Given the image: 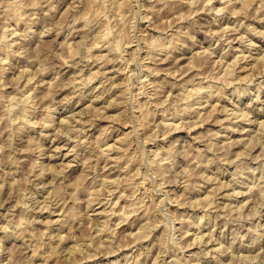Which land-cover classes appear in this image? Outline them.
I'll use <instances>...</instances> for the list:
<instances>
[{
  "label": "rangeland",
  "instance_id": "obj_1",
  "mask_svg": "<svg viewBox=\"0 0 264 264\" xmlns=\"http://www.w3.org/2000/svg\"><path fill=\"white\" fill-rule=\"evenodd\" d=\"M261 1L0 0V264H264Z\"/></svg>",
  "mask_w": 264,
  "mask_h": 264
},
{
  "label": "bare ground",
  "instance_id": "obj_2",
  "mask_svg": "<svg viewBox=\"0 0 264 264\" xmlns=\"http://www.w3.org/2000/svg\"><path fill=\"white\" fill-rule=\"evenodd\" d=\"M210 1L212 2V0H209V2H210ZM117 2H118V1H117ZM120 2H121V1H120ZM120 2H119V3H120ZM191 2H192V1H191ZM222 2H223V1H222ZM225 2H226V1H225ZM227 2H228V1H227ZM227 2H226V3H227ZM230 2H231V1H230ZM262 2H264V0L261 1V2H259V3H262ZM119 3H118V5H119ZM122 3H123V2H122ZM228 3H229V2H228ZM190 4H191V3H190ZM194 4H195V3H194ZM123 5H124V4H123ZM123 5H122V6H123ZM192 5H193V4H192ZM262 5H263V4H262ZM262 5L259 4L258 7L261 8ZM116 7H117V5H116ZM258 7H256L257 11H258V9H259ZM263 7H264V6H263ZM263 7H262V8H263ZM262 8H261V9H262ZM223 9H224V8H223ZM234 9H235V8H234ZM234 9H233V10H234ZM239 9H241V8H239ZM239 9H237V12L239 11ZM263 9H264V8H263ZM263 9H262V10H263ZM8 10H9V9H8ZM8 10H7V11H8ZM235 11H236V10H235ZM259 11H260V10H259ZM195 12H196V11H195ZM255 12H256V11H255ZM260 12H261V11H260ZM119 13L121 14V12H119ZM120 14H119V15H120ZM261 14H262V13H261ZM205 23H206V22H205ZM211 23H212V22H211ZM216 23H217V22H216ZM254 27H255V26H254ZM210 28H211V27H210ZM223 28H224V27H223ZM235 28H236V27H235ZM235 28H232V29H235ZM211 29H212V28H211ZM211 29H210V30H211ZM227 29H228V28H227ZM230 30H231V29H230ZM230 30H229V31H230ZM235 30H236V29H235ZM221 31H223V30H221ZM225 31H226V30H225ZM216 32H217V31H216ZM236 32H237V31H236ZM4 34H5V33H4ZM173 34H174V33H173ZM178 34H179V33H178ZM181 34H182V33L180 32V35H181ZM211 34H212V33H211ZM213 34H214V33H213ZM223 34H224V33H223ZM242 34H243V33H242ZM176 35H177V33H176ZM176 35H173V36H176ZM224 35H225V34H224ZM178 36H179V35H178ZM237 36H238V35H237ZM242 36H243V35H242ZM244 36H245V34H244ZM244 36H243V37H244ZM3 37H4V36H3ZM239 37H241V36H239ZM173 38H174V37H173ZM173 38H172V39H173ZM218 38H219V37H218ZM220 38H222V37L220 36ZM235 38H237V37H235ZM241 38H242V37H241ZM231 39H232V38H231ZM242 39H243V38H242ZM103 40H104V39H103ZM232 40H233V39H232ZM240 40H241V39H240ZM129 41H130V40H129ZM168 41H169V40H168ZM98 42H99V41H98ZM130 42H131V41H130ZM174 42H175V41H174ZM174 42H172V45H174V44L176 45V43H177L178 41H177L176 43H174ZM240 42H241V41H240ZM109 43H110V42H109ZM160 44H161V43H160ZM160 44H159V45H160ZM239 44H241V43H239ZM251 44H253V43H251ZM108 45H109V44H108ZM118 45H119V44H118ZM175 45H174V46H175ZM177 45H178V44H177ZM160 46H161V47H160L159 50H162V51H164V50H168L169 48H171V42L168 43V44L163 43V44L160 45ZM95 47H96V48L98 47V43L95 45ZM192 47H193V46H192ZM236 47H237V46H236ZM178 48H179V47H178ZM210 48H211V47H210ZM238 48H239V47H238ZM113 49H114V48H113ZM119 49H120V47H119ZM119 49H118V46H117V51H118ZM172 49H173V48H172ZM208 49H209V48H208ZM234 49H236V48H234ZM245 49H246V47H245ZM247 49H248V48H247ZM115 50H116V48H115ZM174 50H175V49H174ZM238 50H239V49H238ZM111 51H112V50H111ZM113 51H114V50H113ZM169 51H170V50H169ZM202 51H203V50H202ZM208 51H209V50H208ZM211 51H212V49H211ZM248 51H250V50H248ZM173 52H174V51H173ZM186 52H187V51H186ZM233 52H234V51H233ZM241 52H242V51H241ZM108 53H109V52H108ZM201 53H202V52H201ZM206 53H207V52H206ZM193 54H194V53H193ZM209 54H212V53L209 52ZM209 54H208V55H209ZM244 54H245V53H244ZM263 54H264V53H263ZM263 54L261 55V57H262V59L264 60ZM168 55H169V54H168ZM196 55H197V54H196ZM204 55H205V53H204ZM234 55H235V54H234ZM242 55H243V54H242ZM250 55H251V54H250ZM97 56H98V55H97ZM107 56H108V55H107ZM190 56H192V55H190ZM194 56H195V55H194ZM209 56H210V55H209ZM238 56L241 57V55H239V54H238ZM245 56H246V55H245ZM247 56H248V55H247ZM167 57H168V56H167ZM181 57H183V56H181ZM196 57H197V56H196ZM196 57H192V58H193L192 60L196 59ZM257 57H258V56H257ZM98 58H99V57H98ZM184 58H185V57H184ZM199 58H200V57H199ZM235 58H236V57H235ZM235 58H234V59H235ZM243 58H244V56H243ZM101 59H103V57H102ZM108 59H110V58H108ZM166 59H167V58H166ZM179 59H180V58H179ZM179 59L177 58V61H178ZM188 59H190V58H188ZM201 59H202V58H201ZM220 59H221V58H220ZM238 59H239V57H238ZM97 60H98V59H97ZM99 60H100V59H99ZM99 60H98V61H99ZM196 60H197V59H196ZM198 60H199V59H198ZM241 60H242V59H241ZM64 61H66V59H65ZM105 61H106V60H105ZM112 61H113V60H112ZM115 61H116V60H115ZM194 61H195V60H194ZM220 61H221V60H220ZM222 61H224V60H222ZM233 61H234V60H232V62H233ZM235 61H236V60H235ZM235 61H234V62H235ZM242 61H243V60H242ZM116 62H117V61H116ZM234 62H233V63H234ZM238 62H239V61H238ZM73 63H74V61H73ZM108 63H110V61H109ZM229 63H230V62H229ZM235 63H237V62H235ZM235 63H234V64H235ZM257 63H258V62H257ZM257 63H256V64H257ZM260 63H261V62H260ZM260 63H259V64H260ZM193 64H194V63H193ZM222 64H223V63H222ZM63 65H64V64H63ZM74 65H75V64H74ZM235 65L237 66L238 64H235ZM235 65H234L233 67H235ZM257 66H258V65H257ZM259 66H260V65H259ZM41 67H42V66H41ZM46 67H47V66H46ZM73 67H74V66H73ZM227 67H229V65L225 66V68H227ZM42 68H44V67H42ZM150 68H151V67H150ZM229 68H230V67H229ZM235 68H236V67H235ZM259 68H260V67H259ZM46 69H47V68H46ZM115 69H116V68H115ZM4 70H5V69H4ZM41 70H45V68H44V69H41ZM82 70H83V69H82ZM110 70H111V69H110ZM156 70H157V69H156ZM225 70H226V69H225ZM230 70H234V69H229V70H227V71L225 72V74L227 73V74H226L227 77H228V75L230 74ZM262 70H263V69H262ZM176 71H177V70H175L174 72H176ZM228 71H229V72H228ZM260 71H261V70H260ZM260 71H259V72H260ZM43 72H44V71H43ZM104 72H105V71H104ZM106 72H107V71H106ZM177 72H178V71H177ZM231 72H232V71H231ZM80 73H81V72H80ZM80 73H79V74H80ZM170 73H171V72H170ZM223 73H224V72H223ZM260 73H261V72H260ZM260 73H259V74H260ZM262 73H263V72H262ZM199 74H200V73H199ZM199 74H198V75H199ZM225 74H224V75H225ZM232 74H233V72H232ZM76 75H77V74H76ZM167 75H168V74H167ZM173 75H174V74H173ZM222 75H223V74H222ZM104 76H105V75H104ZM231 76H232V75H231ZM66 77H67V76H66ZM70 77H71V75H70ZM91 77H92V76H91ZM91 77H90V79H91ZM106 77H107V75H106ZM73 78H74V77H73ZM94 78H95V76H94ZM222 78H224V77H222ZM30 79H31V78H30ZM32 79H33V78H32ZM55 79L57 80V78H55ZM83 79H84V78H83ZM218 79H220V78H218ZM225 79H226V78H225ZM228 79H229V78H228ZM69 81H70V80H69ZM73 81H74V79H73ZM87 81H88V80H87ZM87 81H86V82H87ZM202 81H203V80H202ZM224 81H225V80H224ZM99 82H100V81H99ZM156 82H157V81H156ZM156 82H155V83H156ZM26 83H27V82H26ZM29 83H30V82H29ZM36 83H37V82H36ZM64 83H65V82H64ZM225 83H226V82H225ZM111 84H112V83H111ZM153 84H154V83H153ZM222 84H223V83H222ZM67 85H68V84H67ZM196 85H197L196 88L194 87V89H193L194 91L190 88L191 91H192V93H195V95H196V100H194V102H193L192 104H186L187 106H186L185 108L182 107V108L180 109V111H181L180 114H182V116L185 114V112L188 113V114H190V113L193 111V109H194V108H193V105H194V104H199V105L202 104V103H200L199 101L201 100L202 94H204V90H205L204 87H205V86L203 85V86H204V87H203L202 84H201L200 82L197 83ZM210 85H212V84H209L208 87H211ZM213 85H214V84H213ZM216 85H217V84H216ZM25 86H26V85H25ZM69 86H70V85H69ZM61 87H62V85H61ZM213 87H214V86H213ZM217 87H218V86H217ZM34 88H35V87H34ZM73 88H74V87H73ZM184 88H185V87H184ZM184 90H186V89H184ZM207 90H208V89H207ZM217 90H218V89H217ZM205 91H206V90H205ZM76 92H77V91H76ZM156 92H157V91H156ZM156 92H155L154 94H156ZM188 92H189V91H188ZM31 93H32V92H31ZM170 93H171V92H170ZM186 94H187V93H186ZM29 95H30V94H29ZM31 95H32V94H31ZM188 95H189V94H188ZM32 96H33V95H32ZM100 98H101V97H100ZM209 98H210V97H209ZM22 99H23V101L26 100V98H25V99L22 98ZM22 99H21L20 101H22ZM35 99H36V97H35ZM98 99H99V98H98ZM103 99H104V98H103ZM28 100H30V99H28ZM28 100H27V102L25 101L26 104H28ZM94 100H95V99H94ZM202 100H203V99H202ZM31 101H32V100H31ZM67 101H68V100H67ZM92 101H93V100H92ZM111 101H112V100H111ZM25 102H24V103H25ZM22 103H23V102H22ZM187 103H188V102H187ZM26 104H25V105H26ZM29 105H30V103H29ZM28 107H29V106H28ZM23 108H24V106H23ZM24 109H25V108H24ZM26 109H27V107H26ZM26 109H25V110H26ZM240 109H241V108H240ZM234 111H235V110H234ZM196 113H197V111H196ZM199 113H200V112H199ZM235 113H237V112H235ZM238 113H239V112H238ZM245 113H246V112H245ZM200 114H202V113H200ZM233 114H234V113H233ZM26 115H27V114H26ZM186 115H187V114H186ZM198 115H199V114H198ZM242 115H243V113H242ZM245 115H246V114H245ZM249 115H250V114H249ZM21 116H22V115H21ZM21 116H20V117H21ZM246 116H247V115H246ZM20 117H19V118H20ZM25 117H26V116H25ZM50 117H52L51 114H50ZM186 117H187V116H186ZM199 117H200V116H199ZM199 117H197V118H199ZM238 117H239V116H238ZM21 118H23V116H22ZM181 118H182V117H181ZM244 118H245V117H244ZM65 119H66V118H63V119H62V123L65 121ZM77 119H78V118H77ZM49 120H52V119L49 118ZM182 120H183V119H182ZM241 120H242V119H241ZM67 121H68V120H67ZM69 121H70V120H69ZM79 121H80V120H79ZM81 121H82V120H81ZM87 121H88V120H87ZM186 121H187V120H186ZM187 122H188V121H187ZM250 122H251V121H250ZM64 123H65V122H64ZM67 123H69V122H66V124H67ZM70 123H71V122H70ZM92 123H93V122H92ZM178 123H179V122H178ZM252 123H253V122H252ZM262 123H263V122H262ZM176 124H177V123H176ZM180 124H181V121H180ZM260 124H261V123H260ZM64 125H65V124H64ZM67 125H68V124H67ZM170 125H171V124H170ZM172 125H173V124H172ZM172 125H171V126H172ZM263 125H264V124H263ZM174 126H175V125H174ZM195 126H196V125H194L193 127H195ZM257 126H258V125H257ZM63 127H64V126H63ZM70 127H71V126H70ZM263 127H264V126H263ZM191 128H192V127H191ZM61 130H62V129H61ZM81 130H82V129H81ZM84 130H85V128H84ZM179 130H180V128H179ZM190 130H191V129H190ZM56 131H57V130H56ZM62 131H63V130H62ZM62 131H59V132H62ZM258 131H260V130H258ZM68 132H69V131H68ZM218 132H219V131H218ZM218 132H217V133H218ZM71 133H72V132H71ZM58 134H59V133H58ZM67 134H69V133H67ZM70 135H71V134H70ZM85 136H86V135H85ZM259 137H260V136H259ZM199 138L201 139V136H199ZM260 138H262V137H260ZM258 140H259V139H258ZM80 142H81V141H80ZM260 142H261V141H260ZM224 144H225V143H224ZM76 145H77V144H76ZM212 146H215V145L213 144ZM73 147H74V146H73ZM223 147H224V146H223ZM227 148H228V147H227ZM56 149H57V148H56ZM58 149H59V147H58ZM73 149H74V148H73ZM107 149H108V148H107ZM228 150H229V149H228ZM56 154H57V153H56ZM53 155H54V154H53ZM49 156H50V155H49ZM44 166H45V165H44ZM44 166H43V167H44ZM50 170H51V169H50ZM53 170H54V169H53ZM53 170H52V171H53ZM44 171H45V170H44ZM14 172H15V171H14ZM42 172H43V171H42ZM45 172H46V171H45ZM41 175H42V174H41ZM222 175H223V174H222ZM207 176H208V175H207ZM207 178H209V177H207ZM207 178H206V179H207ZM219 178H220V177H219ZM106 179H107V178H106ZM214 179H215V178H214ZM210 180H212V179L210 178ZM216 180H217V179H216ZM110 181H111V179H110ZM110 181H108V180H103V182H102V184H101V185H102V188H103V186H105L106 184H108L107 186H109V182H110ZM113 181H114V180H113ZM115 181H116V180H115ZM207 181H209V180H207ZM214 182H215V181H214ZM234 182H235V181H234ZM234 182H233V183H234ZM221 184H222V183H221ZM229 184H230V183H229ZM223 185H224V184H223ZM227 185H228V184H227ZM231 185H232V184H231ZM99 186H100V185H99ZM93 187H94V186H93ZM219 187H220V186H219ZM222 187H223V186H222ZM100 188H101V187H100ZM102 188H101V191L103 190ZM217 188H218V186H217ZM58 189H59V188H58ZM220 189H221V188H220ZM61 190H62V187L59 189V191L57 190V191L59 192V194H62V193H63V190H62V191H61ZM95 190H96V189H95ZM97 190H98V189H97ZM97 190H96V191H97ZM96 191H95V193H96ZM215 191H216V189H215ZM213 193H214V192H213ZM213 193H212V195H213ZM232 194H233V193H232ZM212 195H211V196H212ZM214 196H215V195H214ZM95 197H97V196H95ZM106 198H107V197H106ZM119 198H120V197H119ZM212 199H213V198H212ZM95 201H96V200H95ZM106 201H107V200H106ZM214 201H215V200H214ZM208 202H209V201H208ZM116 203H117V202H116ZM215 203H217V202H215ZM103 204H104V203H103ZM211 204H212V202H211ZM213 204H214V203H213ZM183 205H184V204H183ZM41 206H42V205H41ZM42 207H43V206H42ZM42 207H41V208H42ZM113 207H114V206H113ZM113 207L111 208V210L113 209ZM119 207H120V205H119ZM219 207H220V206H219ZM240 207H241V206H240ZM240 207H239V208H240ZM45 208H46V207H45ZM203 208H204V207H203ZM205 208H206V207H205ZM205 208H204V209H205ZM61 209H62V208H61ZM220 209H221V208H220ZM122 210H123V209H122ZM108 211H109V210H108ZM101 212H102V211H101ZM111 212H112V211H111ZM113 212H114V211H113ZM119 212H120V211H119ZM236 212H237V211H236ZM239 212H240V211H239ZM126 213H127V212H126ZM121 214H122V213H121ZM115 215H116V214H115ZM126 215H127V214H126ZM221 216H223V215H221ZM224 216H225V215H224ZM123 218H124V217H123ZM125 218H126V217H125ZM202 218H204V217H202ZM127 219H128V217H127ZM56 220H57V219H56ZM92 220H93V219H92ZM121 220H123V219L121 218ZM121 220H120V221H121ZM124 220H125V219H124ZM201 220H202V219H201ZM54 221H55V220H54ZM96 224H97V223H96ZM199 224H200V223H199ZM106 225H107V224H106ZM200 225H201V224H200ZM103 228H106V227L103 226ZM5 229H6V228H5ZM97 229H98V228H97ZM100 229H101V231H100L99 233L102 234L104 231H106L107 228H106L105 230H103V229L100 227ZM100 229H99V230H100ZM209 230H210V229H209ZM96 231H97V230H96ZM188 233H189V232H188ZM58 234H59V233H58ZM96 234H97V233H96ZM112 234H113V233H112ZM208 234H209V233H208ZM97 235H98V234H97ZM186 235H187V234H186ZM55 236H56V235H55ZM63 236H64V235H63ZM50 237H51V236H50ZM60 238H61V236H60ZM204 238H205V237H204ZM202 239H203V238H202ZM202 239H201V240H202ZM224 239H225V238H224ZM194 240H195V239H194ZM201 240H198V241H201ZM92 241L94 242V240H92ZM195 242H196V241H195ZM209 242H210V241H209ZM77 243H78V242H77ZM90 243H92V242H90ZM90 243H89V245H91ZM94 243H95V242H94ZM101 243H102V240H99L98 243H97L95 246L100 247V246H101ZM200 243H201V242H200ZM86 244H87V243H86ZM92 244H93V243H92ZM192 244H193V243H192ZM253 244H254V242H253ZM28 245H29V244H28ZM89 245H88V246H89ZM193 245H194V244H193ZM196 245H197V244H196ZM224 245H225V244H224ZM75 246H76V245H75ZM77 246H78V244H77ZM92 246H93V245H92ZM186 246H187V245H186ZM221 246H222V245H221ZM81 247H82V246H81ZM218 247H219V246H218ZM73 248H74V247H73ZM73 248H72V249H73ZM75 248H76V247H75ZM75 248H74V249H75ZM79 248H80V246H79ZM79 248H78V249L76 248L77 251L79 250ZM85 248H86V247H85ZM74 249L71 250V251H72V254L75 253V250H74ZM219 249H221V248H219ZM34 252H35V251H34ZM79 252H80V250H79ZM221 252H222V251H221ZM69 253H70V252H69ZM206 253H207V252H206ZM237 253H238V252H237ZM220 254H221V253H220ZM95 255H96V254H95ZM243 255H244V254H243ZM91 256H92V255H91ZM202 256H203V255H202ZM88 257H90V256H88ZM163 257H164V256H163ZM233 257H234V256H233ZM240 257H241V256H240ZM247 257H248V256H247ZM241 258H242V257H241ZM243 258H244V257H243ZM245 258H246V257H245ZM248 258H249V257H248ZM165 260H166V259H165ZM246 260H247V259H246ZM249 260H250V258H249ZM180 261H181V260H180ZM116 262H117V261H116ZM55 263H57V262H55ZM55 263H54V264H55ZM27 264H28V263H27ZM128 264H129V263H128ZM195 264H196V263H195Z\"/></svg>",
  "mask_w": 264,
  "mask_h": 264
}]
</instances>
